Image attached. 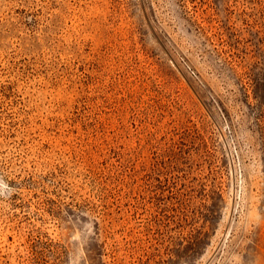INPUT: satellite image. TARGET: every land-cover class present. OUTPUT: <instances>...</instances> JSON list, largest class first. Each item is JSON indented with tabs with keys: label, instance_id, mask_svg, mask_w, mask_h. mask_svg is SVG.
<instances>
[{
	"label": "rangeland",
	"instance_id": "obj_1",
	"mask_svg": "<svg viewBox=\"0 0 264 264\" xmlns=\"http://www.w3.org/2000/svg\"><path fill=\"white\" fill-rule=\"evenodd\" d=\"M0 264H264V0H0Z\"/></svg>",
	"mask_w": 264,
	"mask_h": 264
}]
</instances>
